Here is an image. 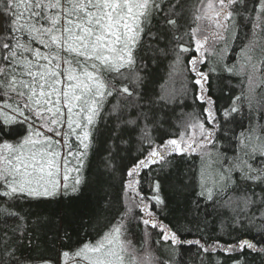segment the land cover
Listing matches in <instances>:
<instances>
[{"label": "snow or ice", "instance_id": "snow-or-ice-1", "mask_svg": "<svg viewBox=\"0 0 264 264\" xmlns=\"http://www.w3.org/2000/svg\"><path fill=\"white\" fill-rule=\"evenodd\" d=\"M165 61L179 89L154 87ZM213 77L240 81L223 107ZM189 93L203 118L189 113L157 135L163 109ZM245 108L264 119V0H0V221L12 225L0 229V264H32L26 207L63 197L70 217L88 209L94 155L97 169L119 173V208L59 264H183L193 245L201 264L264 257V124L237 132ZM129 144L136 155L121 165ZM181 158L198 161L180 189L192 211L216 209L212 232L207 218L161 219L159 174ZM193 230L200 239L187 238Z\"/></svg>", "mask_w": 264, "mask_h": 264}, {"label": "trees", "instance_id": "trees-1", "mask_svg": "<svg viewBox=\"0 0 264 264\" xmlns=\"http://www.w3.org/2000/svg\"><path fill=\"white\" fill-rule=\"evenodd\" d=\"M238 42L235 45L233 55L239 58ZM194 54V53H192ZM190 54V55H192ZM168 61L163 62L158 70V84L154 87L159 88L160 85H173L177 89L180 88L179 78L175 81H169L167 75ZM240 81L237 78L225 80L221 83L215 77L212 78L211 95L217 101L218 107H223L229 103V100L240 93ZM203 105L196 103L193 100L191 93L183 98L182 102L165 107L160 113L162 128L159 129L157 135L163 137L171 135L178 130V125L189 113H195L203 118ZM264 124V119L261 118L259 112H249L247 108L242 110L233 122V127L237 132L247 131L250 127ZM131 152H123L125 157L123 161H118L121 165H127L136 155V145L129 144ZM219 148H228L231 146L227 143L218 144ZM198 161L178 159L174 161L171 169H165L159 174V179L162 183V194L166 199L167 207L164 209L161 219L166 223L172 224H188L191 221H196L203 226L205 218L208 221V231L212 232L213 224H219L220 217L216 213V209L202 203L199 211H192L194 206L190 203L192 196L190 190H181L182 183H187L185 176L189 174V169ZM98 158L96 155L92 158V167H90L87 175L93 181L95 188L94 194L91 196V203L88 209L74 217L68 216L64 209L68 206L67 198H59L47 203H34L30 207H26L24 211L28 213L31 230L28 236L31 243L22 249L25 256L29 257L32 264H41V261L48 259L54 264H59V253L70 247H75L85 237L89 238L95 231L103 225L105 217L110 218L115 215L119 208L117 201L120 199V183L119 173L115 179L108 176L96 168ZM159 171V170H158ZM144 191L148 192L147 186ZM150 194V193H149ZM112 200L113 207L108 206V200ZM11 223L4 224L0 221V229L11 227ZM193 228L195 225H191ZM66 234L71 236V240L66 239ZM219 236L220 234L214 233ZM201 233L193 230L188 236V239H200ZM159 249V245H155ZM183 264H201L204 259L203 254L197 246H185L181 253ZM248 264H264V257L251 253L247 256Z\"/></svg>", "mask_w": 264, "mask_h": 264}]
</instances>
